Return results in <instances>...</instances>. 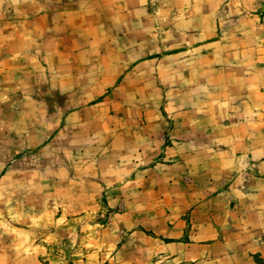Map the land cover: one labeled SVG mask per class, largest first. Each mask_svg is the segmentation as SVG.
I'll use <instances>...</instances> for the list:
<instances>
[{
	"label": "rangeland",
	"instance_id": "rangeland-1",
	"mask_svg": "<svg viewBox=\"0 0 264 264\" xmlns=\"http://www.w3.org/2000/svg\"><path fill=\"white\" fill-rule=\"evenodd\" d=\"M0 264H264V0H0Z\"/></svg>",
	"mask_w": 264,
	"mask_h": 264
},
{
	"label": "crops",
	"instance_id": "crops-1",
	"mask_svg": "<svg viewBox=\"0 0 264 264\" xmlns=\"http://www.w3.org/2000/svg\"><path fill=\"white\" fill-rule=\"evenodd\" d=\"M178 216H176V218H174V221L177 219ZM196 220H198V217L196 218ZM179 221V219H178ZM175 228V224L174 226H172L170 229H165L164 232L160 233L161 237H181L182 236V229H174ZM170 245V246H169ZM169 245H162L161 249L163 250V252L167 253L169 255V258L171 260H181L184 257V252L183 250H186V252H191L189 255L193 256L195 261L197 260H201L203 257H205V255L208 252L209 247H205L204 245L201 244H195V245H190V244H186V243H171ZM187 246H193V250L188 251L187 250ZM171 249H179L181 250L180 255L176 252H172L173 250Z\"/></svg>",
	"mask_w": 264,
	"mask_h": 264
}]
</instances>
